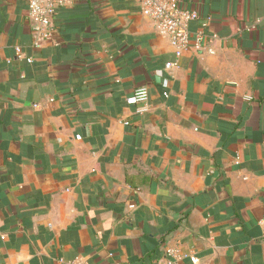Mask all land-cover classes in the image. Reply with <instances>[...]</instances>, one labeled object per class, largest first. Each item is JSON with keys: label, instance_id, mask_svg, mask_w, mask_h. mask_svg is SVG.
<instances>
[{"label": "crops", "instance_id": "obj_1", "mask_svg": "<svg viewBox=\"0 0 264 264\" xmlns=\"http://www.w3.org/2000/svg\"><path fill=\"white\" fill-rule=\"evenodd\" d=\"M141 1L0 0V264H264V0Z\"/></svg>", "mask_w": 264, "mask_h": 264}, {"label": "built area", "instance_id": "obj_2", "mask_svg": "<svg viewBox=\"0 0 264 264\" xmlns=\"http://www.w3.org/2000/svg\"><path fill=\"white\" fill-rule=\"evenodd\" d=\"M69 0H27V16L33 22L36 41L51 40L54 34L53 17L56 10L63 7ZM141 13L155 22L168 36L174 53L179 56L189 44V25L198 19L196 8L184 6L180 0H142ZM202 33H198L200 39ZM145 90L139 88L135 99L143 100ZM264 225V215L260 219ZM178 250L176 246H168L158 264H176Z\"/></svg>", "mask_w": 264, "mask_h": 264}]
</instances>
